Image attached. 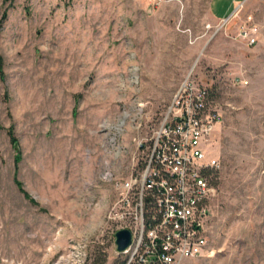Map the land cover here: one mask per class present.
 Segmentation results:
<instances>
[{
  "label": "rangeland",
  "instance_id": "1",
  "mask_svg": "<svg viewBox=\"0 0 264 264\" xmlns=\"http://www.w3.org/2000/svg\"><path fill=\"white\" fill-rule=\"evenodd\" d=\"M211 2L0 0V264L121 263L102 174L127 171L186 75L219 113L202 263L264 264V0H216L235 13L218 29Z\"/></svg>",
  "mask_w": 264,
  "mask_h": 264
},
{
  "label": "built area",
  "instance_id": "2",
  "mask_svg": "<svg viewBox=\"0 0 264 264\" xmlns=\"http://www.w3.org/2000/svg\"><path fill=\"white\" fill-rule=\"evenodd\" d=\"M233 10L216 29L231 20ZM250 19L240 20L235 31L247 46L257 32ZM218 122L210 87L186 75L158 123L136 141L127 171L103 172L114 192L106 215L115 224L112 239L120 228L130 234L123 250L114 246L121 264H203L210 255L207 220L218 164L207 152Z\"/></svg>",
  "mask_w": 264,
  "mask_h": 264
},
{
  "label": "water",
  "instance_id": "3",
  "mask_svg": "<svg viewBox=\"0 0 264 264\" xmlns=\"http://www.w3.org/2000/svg\"><path fill=\"white\" fill-rule=\"evenodd\" d=\"M130 234L127 229L120 228L113 234V244L117 251L123 250L129 243Z\"/></svg>",
  "mask_w": 264,
  "mask_h": 264
},
{
  "label": "crops",
  "instance_id": "4",
  "mask_svg": "<svg viewBox=\"0 0 264 264\" xmlns=\"http://www.w3.org/2000/svg\"><path fill=\"white\" fill-rule=\"evenodd\" d=\"M215 1L216 0H212L211 5H210V8H209V12H210L212 18L220 20V19L226 17V14H227V12H229L230 9H228V11H227L224 6H221L219 8L217 6L215 7L214 6V2ZM217 1H220V0H217ZM221 1L223 2V0H221ZM231 1L236 2V5H237V3L240 2V1H242V0H231Z\"/></svg>",
  "mask_w": 264,
  "mask_h": 264
},
{
  "label": "trees",
  "instance_id": "5",
  "mask_svg": "<svg viewBox=\"0 0 264 264\" xmlns=\"http://www.w3.org/2000/svg\"><path fill=\"white\" fill-rule=\"evenodd\" d=\"M13 140V139H12ZM13 147H14V149L17 151V147H16V144H15V142H13ZM18 184V183H17ZM31 200V199H30ZM121 264V263H120Z\"/></svg>",
  "mask_w": 264,
  "mask_h": 264
}]
</instances>
